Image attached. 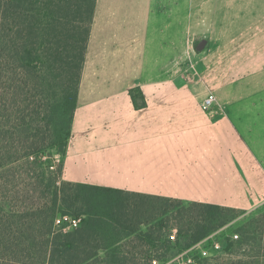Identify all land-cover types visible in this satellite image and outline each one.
<instances>
[{
	"label": "crops",
	"instance_id": "1",
	"mask_svg": "<svg viewBox=\"0 0 264 264\" xmlns=\"http://www.w3.org/2000/svg\"><path fill=\"white\" fill-rule=\"evenodd\" d=\"M175 11L135 5L95 10L64 174L72 182L182 201L256 206L264 192V138L248 137L249 130L236 126L229 113L234 106H201V74L191 77L182 64L187 10ZM242 46L241 55L228 50L221 58L214 43L204 50L215 66L227 64L209 73L217 80L212 87L224 80L228 86L239 75L240 60L243 73L264 68L263 27L257 41ZM193 54L189 58L197 62L200 52L193 48ZM93 57L97 91L86 94L82 85ZM174 61L185 69L172 76ZM132 88L140 89L145 106H134Z\"/></svg>",
	"mask_w": 264,
	"mask_h": 264
},
{
	"label": "trees",
	"instance_id": "2",
	"mask_svg": "<svg viewBox=\"0 0 264 264\" xmlns=\"http://www.w3.org/2000/svg\"><path fill=\"white\" fill-rule=\"evenodd\" d=\"M96 4L97 0H0V85L5 78L17 80L19 73L27 77L32 69L38 78L51 73L65 80L64 103L72 115L60 148L63 154ZM134 90L142 102L135 104L132 98L134 106H145L139 88L130 89L129 95ZM10 103L18 105L13 96ZM24 131L26 141L30 128L18 121L12 124V134ZM49 147L45 140L37 146L27 144L0 170L6 165L11 170L21 160L27 166L36 164ZM59 170L57 176L49 171L36 178L39 185L32 191L23 192L7 180L12 189L0 197V264H153L169 256L161 251L172 243L181 241V248L187 249L237 217L236 209L228 206L196 201L184 205L177 198L62 180ZM5 183L0 182V196L7 190ZM171 219L177 224L170 228ZM238 231L237 250L245 245L246 259L230 264H264V211L252 215Z\"/></svg>",
	"mask_w": 264,
	"mask_h": 264
},
{
	"label": "rangeland",
	"instance_id": "3",
	"mask_svg": "<svg viewBox=\"0 0 264 264\" xmlns=\"http://www.w3.org/2000/svg\"><path fill=\"white\" fill-rule=\"evenodd\" d=\"M120 5L161 6L174 8L175 12L179 8L181 11L186 8L187 60L182 63L186 69L178 68L179 64L174 61L171 64L172 76L177 75L176 72L181 73L184 69L191 77L193 75L199 77L201 74L197 86V92L203 95L201 100L213 94L215 100L212 106L221 109L224 108L223 106H234V110L229 113L234 115L236 126L249 130L245 132L248 137L261 136L264 138L262 130L264 125V68L246 74L243 73L244 68L240 60L235 65L239 75H236L228 86L224 80L219 87H212L216 86L217 80L209 73L216 70L223 71L227 64L223 65L220 62L218 66H215L214 62H209L211 58L208 60L206 57L205 59L206 53L204 52L211 43H214V54L219 58L227 54L228 50H235L241 55L244 42L257 41L262 27L264 29V0H97L96 10L100 13L102 10H111ZM193 48L196 52H200L197 62L189 58V54H193ZM90 59L89 66L92 65V68L90 72L85 73V81L82 85L86 94L91 90L96 92L98 83L97 59L96 57ZM1 81L3 83L0 85V125L4 126V132L0 134V165L7 164L13 156L20 154L27 144L37 146L45 140L50 147L42 153L43 155L36 158L38 161L36 164L27 166L22 163L25 160H21L19 166L11 170H9L11 165L3 167V170H0V182H6L7 190L0 197L4 199L8 191L12 189V184L7 182L8 179L15 181L23 192L27 188L32 191L39 185L37 179L40 175L47 176L49 171L50 173L52 171L51 175L57 176L61 167V179L69 181L64 174L65 154L60 152L72 115L70 106H65L64 103L65 80L56 75L52 76L51 73H45L38 78L36 70L32 69L27 77L19 73L15 81L8 78ZM16 85L19 87L16 88ZM139 93L138 90H134L130 98L131 101L132 98L135 99V104L141 105ZM12 96L15 97L18 105L14 106L10 103ZM252 106L258 107L252 110ZM16 121L19 122V126L27 125L30 128L26 141H24L26 131L17 135L11 133L12 124ZM190 202L193 201H183L184 205ZM258 203L256 206L247 208L232 206L236 209L237 215L233 220L187 249L181 248L183 246L181 241L177 244L172 243V246L166 248V252L165 248L161 251L169 256L162 258L164 261H153V264H178V262L192 264L187 261L189 258H192L194 264H230L231 261L237 259L245 260L243 250L246 246L242 247L241 252H238L236 246V242L240 240L238 230L252 215L264 211V192ZM176 221L177 219L169 220L168 226L171 228L177 224ZM64 226L69 229L67 222ZM169 234L172 237L175 236L176 230H170ZM235 234L237 237H234ZM215 244H219V248H216Z\"/></svg>",
	"mask_w": 264,
	"mask_h": 264
},
{
	"label": "built area",
	"instance_id": "4",
	"mask_svg": "<svg viewBox=\"0 0 264 264\" xmlns=\"http://www.w3.org/2000/svg\"><path fill=\"white\" fill-rule=\"evenodd\" d=\"M215 100V96L213 94L208 95L206 98H204L201 102V106L205 109V110H209L210 107L212 106L213 102ZM234 237H237V234L234 235ZM216 248H219V244H215ZM189 263H192V258H189L187 260ZM178 264H186L185 262H178Z\"/></svg>",
	"mask_w": 264,
	"mask_h": 264
}]
</instances>
